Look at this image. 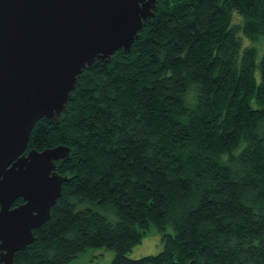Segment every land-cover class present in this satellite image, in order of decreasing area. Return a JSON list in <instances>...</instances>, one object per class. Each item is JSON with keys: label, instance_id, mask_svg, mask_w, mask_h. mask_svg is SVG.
<instances>
[{"label": "trees", "instance_id": "trees-1", "mask_svg": "<svg viewBox=\"0 0 264 264\" xmlns=\"http://www.w3.org/2000/svg\"><path fill=\"white\" fill-rule=\"evenodd\" d=\"M242 36L264 42V0H158L129 54L85 70L61 118L31 134L26 152L71 154L14 264L89 249L111 264H264V54ZM151 227L163 250L130 259Z\"/></svg>", "mask_w": 264, "mask_h": 264}, {"label": "water", "instance_id": "water-1", "mask_svg": "<svg viewBox=\"0 0 264 264\" xmlns=\"http://www.w3.org/2000/svg\"><path fill=\"white\" fill-rule=\"evenodd\" d=\"M158 0H0V262L34 242L67 178V146L28 150L38 121L57 122L79 77L131 52ZM22 199L24 203L14 207Z\"/></svg>", "mask_w": 264, "mask_h": 264}, {"label": "rangeland", "instance_id": "rangeland-1", "mask_svg": "<svg viewBox=\"0 0 264 264\" xmlns=\"http://www.w3.org/2000/svg\"><path fill=\"white\" fill-rule=\"evenodd\" d=\"M238 15L235 14L234 18ZM243 49L245 47L254 46L258 51V60L262 58L264 54V42L253 43L250 40L242 36ZM242 49V51H243ZM169 233H173L172 229H168ZM163 250L162 236L154 227H151L147 236L142 240L141 244L137 245L131 253L129 258L132 260H138L147 256H154L159 254ZM115 257L114 251L107 249H89L77 257L72 264H111Z\"/></svg>", "mask_w": 264, "mask_h": 264}]
</instances>
